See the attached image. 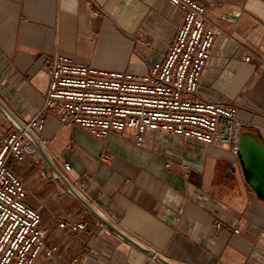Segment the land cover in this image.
Returning <instances> with one entry per match:
<instances>
[{
    "label": "crops",
    "instance_id": "crops-1",
    "mask_svg": "<svg viewBox=\"0 0 264 264\" xmlns=\"http://www.w3.org/2000/svg\"><path fill=\"white\" fill-rule=\"evenodd\" d=\"M197 1L216 26L198 94L234 103L241 129L255 131L264 126V0ZM181 17L168 0H0V98L29 120L43 105L44 62L55 53L98 68L145 69L165 57ZM15 129L0 109V136ZM39 136L55 167L85 180L83 194L110 221L166 259L264 264V202L230 147L161 131L142 144L128 131L99 138L52 113ZM11 166L47 230L33 264H163L64 190L40 151ZM75 222L85 228L72 229Z\"/></svg>",
    "mask_w": 264,
    "mask_h": 264
},
{
    "label": "built area",
    "instance_id": "built-area-1",
    "mask_svg": "<svg viewBox=\"0 0 264 264\" xmlns=\"http://www.w3.org/2000/svg\"><path fill=\"white\" fill-rule=\"evenodd\" d=\"M168 2L182 11L181 21L165 57L146 64L143 72L98 68L61 53L45 59L48 83L43 105L23 121L42 144L39 132L45 114L52 113L60 122L80 125L99 138L111 131H128L142 144L147 132L161 131L230 147L236 154L237 106L198 94L216 26L199 1ZM95 13L102 10L95 7ZM256 131L264 143V126ZM35 152L37 148L22 131L0 136V264H33L45 247L47 230L41 213L25 201L26 185L11 166L12 160L22 161ZM63 168L69 169V164L64 163ZM69 181L84 193L85 180ZM222 225V221L214 222L215 228ZM71 228H85V224L75 222ZM53 249L47 248L46 253Z\"/></svg>",
    "mask_w": 264,
    "mask_h": 264
},
{
    "label": "water",
    "instance_id": "water-1",
    "mask_svg": "<svg viewBox=\"0 0 264 264\" xmlns=\"http://www.w3.org/2000/svg\"><path fill=\"white\" fill-rule=\"evenodd\" d=\"M0 109L4 115L12 122L14 127L22 131L35 145L37 151H40L48 167H50L60 183L69 191L86 209H88L102 224L109 228L121 239L127 241L130 245L136 247L142 252L155 256V259L163 264L174 263L154 249L140 242L134 236L127 233L125 230L110 221L78 188H76L66 176L55 167L50 159L44 145L40 140L21 124L24 120L20 119L9 109L6 103L0 98ZM240 123L236 124L234 133V141L236 143V156L240 163V167L245 180L255 191L256 195L264 202V143L262 142L257 131L241 129ZM155 253V254H154Z\"/></svg>",
    "mask_w": 264,
    "mask_h": 264
},
{
    "label": "rangeland",
    "instance_id": "rangeland-1",
    "mask_svg": "<svg viewBox=\"0 0 264 264\" xmlns=\"http://www.w3.org/2000/svg\"><path fill=\"white\" fill-rule=\"evenodd\" d=\"M145 69L144 68H141V69H134V68H131L130 71L131 72H136V73H140V72H143ZM60 182V181H59ZM61 184V183H60ZM63 186V185H62ZM63 189H65V187H63ZM66 190V189H65ZM67 191V190H66ZM26 201V200H25Z\"/></svg>",
    "mask_w": 264,
    "mask_h": 264
},
{
    "label": "bare ground",
    "instance_id": "bare-ground-1",
    "mask_svg": "<svg viewBox=\"0 0 264 264\" xmlns=\"http://www.w3.org/2000/svg\"><path fill=\"white\" fill-rule=\"evenodd\" d=\"M20 122H21V124L22 125H24V123L21 121V120H19ZM24 127L26 128V129H29L28 127H26L25 125H24ZM67 178V177H66ZM68 179V178H67ZM69 180V179H68ZM154 252L156 253V251L154 250ZM154 253V254H155ZM151 258H153V259H155V256H153V255H149Z\"/></svg>",
    "mask_w": 264,
    "mask_h": 264
}]
</instances>
